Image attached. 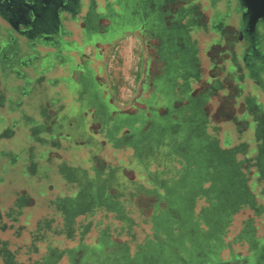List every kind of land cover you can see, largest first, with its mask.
Here are the masks:
<instances>
[{
	"label": "flooded vegetation",
	"instance_id": "obj_1",
	"mask_svg": "<svg viewBox=\"0 0 264 264\" xmlns=\"http://www.w3.org/2000/svg\"><path fill=\"white\" fill-rule=\"evenodd\" d=\"M245 13L0 0V230L44 211L28 242L0 239V264H264V18ZM129 40L140 73L117 104L110 65Z\"/></svg>",
	"mask_w": 264,
	"mask_h": 264
},
{
	"label": "rangeland",
	"instance_id": "obj_2",
	"mask_svg": "<svg viewBox=\"0 0 264 264\" xmlns=\"http://www.w3.org/2000/svg\"><path fill=\"white\" fill-rule=\"evenodd\" d=\"M132 40H129V42L121 43L118 47L117 52L112 58V63L110 65L111 73H112V82L115 85V92H113V96L117 99V104H120L123 101H126L127 99L131 98L132 95H134V90L137 86V77L139 76L140 69H139V52L140 48L139 46L134 47L132 45ZM105 75V72L103 73V76ZM102 82L105 81L104 79H101ZM104 83V82H103ZM108 84V83H107ZM109 85V84H108ZM107 97H112V93L109 89L107 91ZM84 159H87L88 156L82 155ZM3 200L0 201V209L5 211L8 209L9 204L7 201L2 198ZM44 211L42 209H35L31 212H26L23 216V221L28 222V229H34L37 226V222L39 220V217L42 216ZM251 216H254L253 212L250 209H244L239 214H237L235 217L234 225H231L230 227V237L234 238L235 232L240 227L239 223L240 221L244 219H248ZM3 219L8 223V225L12 224V222L8 221L5 215H3ZM23 230L22 233L18 236L16 235V230L14 227H7L5 230H0V239L8 240L11 242V249L15 250L18 245H22L23 243H26L30 240V232L29 230ZM261 230L258 231V234H261ZM94 233L91 232L88 234V237L86 241L88 243L93 242L94 240ZM62 243L64 244V239H61ZM61 243V244H62ZM75 242L73 241H67L65 240V244L67 245H73ZM41 246V252L44 250L46 246V242H40ZM234 250L236 252H245V247L234 244ZM25 250L23 249V252L18 254V258L21 261L28 263V254H25ZM59 264H70V262H67V260H61Z\"/></svg>",
	"mask_w": 264,
	"mask_h": 264
},
{
	"label": "water",
	"instance_id": "obj_3",
	"mask_svg": "<svg viewBox=\"0 0 264 264\" xmlns=\"http://www.w3.org/2000/svg\"><path fill=\"white\" fill-rule=\"evenodd\" d=\"M246 15L249 17V24L253 29L257 22L264 18V0H242Z\"/></svg>",
	"mask_w": 264,
	"mask_h": 264
}]
</instances>
